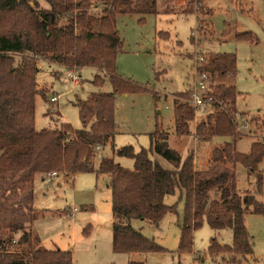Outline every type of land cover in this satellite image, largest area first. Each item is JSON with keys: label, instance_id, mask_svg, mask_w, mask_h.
<instances>
[{"label": "trees", "instance_id": "16d2710c", "mask_svg": "<svg viewBox=\"0 0 264 264\" xmlns=\"http://www.w3.org/2000/svg\"><path fill=\"white\" fill-rule=\"evenodd\" d=\"M44 1L47 7L38 0H0V264H72L69 250L34 247L40 241L32 229L35 177L41 174L45 179L50 172H56V176L79 172L109 176L112 213L118 220L113 222L115 253L166 251L121 220L142 219L157 225L167 213H178L176 203L165 204L167 195L178 192L184 201L179 253L192 251L193 233L207 221L215 230L233 232L231 244H222L214 237L209 246L211 254H228L235 263L239 262L238 256L252 255L253 242L245 216L249 211L264 216V201L256 199L263 191L259 167L264 162V141L252 142L248 153L237 149L236 141L243 134L238 130L241 116L237 117L236 108V53H198L203 57V62H198L199 72L211 75L212 90L208 95L225 108L208 111L194 132L191 88L175 95L178 135L193 133L200 141L232 137V141L213 150L212 165L207 170L196 168L193 150L183 157L170 147L169 134L158 129L151 135L149 148L135 151L127 145L115 149L117 96L149 89L118 73L117 58L123 41L116 19L119 14H138L142 16L139 20L145 22L146 16L158 14V0ZM230 30L238 38H254L250 32L239 33L233 27ZM40 59L50 64L58 62L67 69L76 67L78 71L96 67L108 75L111 92H97L78 100L81 120L85 125L92 123L90 129H74L65 121L54 127L36 128V97L44 96L37 81ZM93 82L102 85L104 78L96 75ZM253 121L264 133V118L258 115ZM110 140L114 152L134 160L132 169L111 157H103L95 166L97 148ZM151 154L168 160L172 167H163ZM236 164L259 172L252 193L239 194ZM87 232L89 226L85 228ZM128 264L144 261L131 259Z\"/></svg>", "mask_w": 264, "mask_h": 264}, {"label": "rangeland", "instance_id": "374dc122", "mask_svg": "<svg viewBox=\"0 0 264 264\" xmlns=\"http://www.w3.org/2000/svg\"><path fill=\"white\" fill-rule=\"evenodd\" d=\"M38 1L41 6H48L44 0ZM141 17L119 14L116 19L123 41L117 58L118 73L149 89L117 96L115 149L127 145L133 146L135 151L149 148L151 135L158 129L169 134L170 147L183 157L194 151L198 170H207L212 165L213 150L232 141V137L216 136L211 141H200L193 133H176L175 95L192 86L201 52L236 53V108L242 120L238 130L243 134L236 141L237 149L248 153L252 142L264 141L263 131L253 121L258 115L264 118V0H158V14L146 16L145 22L139 20ZM231 27L239 33L250 32L253 40L238 38ZM38 69V86L44 96L36 97V128L54 127L65 121L74 129H90L92 123L85 125L81 120L78 100L97 92H111L113 87L108 75L96 67L86 66L78 71L79 82L74 84L67 75V68L58 62L52 65L40 59ZM96 75L104 78L102 85L93 82ZM54 95H59V99L51 102ZM207 115L208 112H204L195 116L193 132ZM150 156L158 159L163 167H172L168 160ZM103 157H111L125 168L134 167L132 158L113 151L112 140L97 148L93 157L95 166ZM235 170L240 195L252 193L258 173H262L263 191L256 199L264 201V162L259 172H250L242 164H236ZM35 184L36 212L32 229L40 241L34 247L69 250L72 264H128L131 259L142 260L144 264H264L263 215L247 212L245 225L251 234L253 254L238 256L237 263L228 254L209 252L214 237L222 244H231L233 232L215 230L207 221L194 231L192 251L179 253L184 201L177 192L167 195L165 204L176 203L178 213H167L159 224L152 225L142 219L121 220L154 239L166 251L115 253L113 222L118 220L112 213L109 176L79 172L74 176L65 173L44 179L37 174ZM87 226L89 232L85 233Z\"/></svg>", "mask_w": 264, "mask_h": 264}, {"label": "built area", "instance_id": "2783aa9c", "mask_svg": "<svg viewBox=\"0 0 264 264\" xmlns=\"http://www.w3.org/2000/svg\"><path fill=\"white\" fill-rule=\"evenodd\" d=\"M198 62H203V57L201 55L197 57L194 79L192 86L190 87L191 93L189 102L193 106L195 116L199 115L200 113L213 111L216 109L223 110L225 105L222 102L214 103L212 96L208 95V93L212 90L211 75L207 72L200 73L198 70ZM67 75L74 84H78L79 75L76 67L67 69ZM58 99L59 95H54L50 100L51 102H56ZM237 116L240 117L239 113ZM47 176L48 178L55 177L56 172H50L47 174Z\"/></svg>", "mask_w": 264, "mask_h": 264}, {"label": "crops", "instance_id": "0c3cea01", "mask_svg": "<svg viewBox=\"0 0 264 264\" xmlns=\"http://www.w3.org/2000/svg\"><path fill=\"white\" fill-rule=\"evenodd\" d=\"M52 63V65L54 64L55 65V63H57V62H51ZM75 180V179H74Z\"/></svg>", "mask_w": 264, "mask_h": 264}]
</instances>
